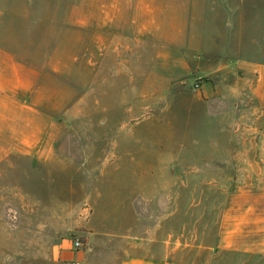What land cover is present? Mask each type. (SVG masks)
I'll use <instances>...</instances> for the list:
<instances>
[{"label": "rangeland", "instance_id": "obj_1", "mask_svg": "<svg viewBox=\"0 0 264 264\" xmlns=\"http://www.w3.org/2000/svg\"><path fill=\"white\" fill-rule=\"evenodd\" d=\"M0 49L35 70L65 162L3 171L0 264H78L117 223L170 258L264 264V0H0Z\"/></svg>", "mask_w": 264, "mask_h": 264}, {"label": "crops", "instance_id": "obj_2", "mask_svg": "<svg viewBox=\"0 0 264 264\" xmlns=\"http://www.w3.org/2000/svg\"><path fill=\"white\" fill-rule=\"evenodd\" d=\"M114 40L121 43L122 51L127 49L122 46L126 38L121 36ZM35 76L33 68L17 63L10 53L0 49V181L5 176L3 171L16 170L19 165L28 169L35 167L28 173L29 177L41 175L42 178L49 177L51 167H65L64 160H60L59 155L52 156L53 149L43 143L44 128L39 122L44 111L45 120L49 119V114L48 108L43 107L41 112L34 113L31 97L33 90H39L34 86ZM41 87L43 105L49 103V95L48 87ZM135 228L137 226L117 223L105 231L92 230L86 251L69 255V259L78 264H94V259H105L112 264H195L187 258L176 259L178 253L170 258L169 240L157 241Z\"/></svg>", "mask_w": 264, "mask_h": 264}, {"label": "built area", "instance_id": "obj_3", "mask_svg": "<svg viewBox=\"0 0 264 264\" xmlns=\"http://www.w3.org/2000/svg\"><path fill=\"white\" fill-rule=\"evenodd\" d=\"M73 248L75 251L81 250L83 248L82 242H80L79 240H75L73 243Z\"/></svg>", "mask_w": 264, "mask_h": 264}]
</instances>
